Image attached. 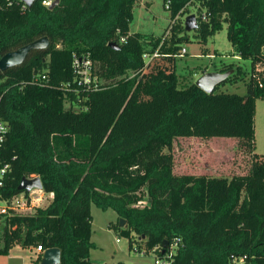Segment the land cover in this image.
<instances>
[{
  "label": "trees",
  "instance_id": "obj_1",
  "mask_svg": "<svg viewBox=\"0 0 264 264\" xmlns=\"http://www.w3.org/2000/svg\"><path fill=\"white\" fill-rule=\"evenodd\" d=\"M162 1L169 3L172 22L146 49L145 35L129 28L137 0H60L53 9L38 0L28 8L19 0H0V57L41 37L49 41L46 48L31 50L21 64L0 70V119L9 126L0 147V164L10 165L6 193H19L22 177L34 174L44 192L52 194L32 214L0 215L1 254L15 244L40 245L59 248V264H106L89 259L95 247L94 203L126 221L120 234L129 239L130 250L136 235L147 250L167 241L164 252L156 251L161 257L177 241L170 264H234L240 258L242 264H264V154L255 152L253 129L255 101L264 100V0ZM195 1L198 27L192 36L202 54H207L208 38L226 23L235 55L250 61L248 74L234 63L217 69L233 70L219 85L242 80L246 87L248 129L238 144L248 155V167L230 177L173 171V114L191 112L195 100L213 95L218 86L212 93L194 82L179 87L175 68L167 75L158 71L142 89L163 98L159 118L141 130L103 132L94 128L91 109L97 90L79 82L73 65L74 58L90 60L100 89L121 86L135 76L144 80L147 68L163 56L146 63L145 51L152 53L167 37L165 52L174 59L182 44L191 41L183 17ZM111 42L117 47H110ZM129 72L134 75L128 77ZM42 73L46 80H40ZM140 200L144 203L137 205ZM40 259L38 253L29 264Z\"/></svg>",
  "mask_w": 264,
  "mask_h": 264
},
{
  "label": "rangeland",
  "instance_id": "obj_2",
  "mask_svg": "<svg viewBox=\"0 0 264 264\" xmlns=\"http://www.w3.org/2000/svg\"><path fill=\"white\" fill-rule=\"evenodd\" d=\"M197 1L189 6V14L196 15ZM185 16L183 17L184 21ZM172 20L170 12L165 9L162 0H137L133 8V20L129 28L132 32H140L143 47L149 49L153 41L167 33ZM191 41L182 44L186 53L176 58H170L167 37L161 38L156 50L163 55L151 64L144 80L132 77L129 72L127 81L121 86L98 89L91 101L94 128L99 131L111 130H141L151 126L165 109L164 100L160 95H147L143 92L142 83L150 80L158 71L167 75L175 68L178 76V86L185 87L202 75V71L217 70L227 63L240 65L248 74L250 61L235 56L234 48L227 39V24L210 36L204 47L207 54H202V46L192 36ZM167 55V56H166ZM138 79L140 81H138ZM246 91L242 80L236 83L218 85L213 95L199 98L191 105V112L176 111L171 119L170 131L174 136L172 154L174 156L173 171L175 174H205L209 176L230 177L233 174L245 172L248 167V155L239 147V139L248 129L247 105L243 99ZM234 94L238 97L223 96ZM71 102L66 101V106ZM75 103V102H74ZM77 107V104H73ZM241 119L236 126L233 121ZM255 136V152L264 154V100L255 101L253 118ZM37 193V191L35 192ZM50 201L45 195L41 205L44 207ZM92 216L91 240L95 247L90 250V259L115 264H156V252L129 249L128 238L120 234L118 217L112 209L102 210L91 203ZM2 221H0V227ZM118 239V241L116 240ZM133 239L138 246L145 247L144 240ZM9 254L18 262H28L35 257V248H22L15 244ZM5 257L0 253V258Z\"/></svg>",
  "mask_w": 264,
  "mask_h": 264
},
{
  "label": "built area",
  "instance_id": "obj_3",
  "mask_svg": "<svg viewBox=\"0 0 264 264\" xmlns=\"http://www.w3.org/2000/svg\"><path fill=\"white\" fill-rule=\"evenodd\" d=\"M20 1V0H19ZM36 1V0H35ZM40 4L46 8H49L55 0H38ZM22 7L28 8L23 2ZM165 9L169 8V3L167 2L164 5ZM204 18V16H203ZM120 41H124V38H121ZM185 53V48L182 47L180 50V53L175 55L182 56ZM157 51H153L152 53L144 52L142 54V57L144 61L147 63L152 57L158 56ZM73 65L75 68H77V72L80 74L81 80L79 82L86 83L88 87L92 83L93 87L92 89L98 90V83L99 80L96 76H91V61L88 59H77L74 58ZM47 75L45 73H42L40 76V80H46ZM9 126L8 124L0 119V147L4 143L5 138L7 136ZM10 170L9 163L0 164V215H10V214H17V215H27L32 214L36 210L37 207H40V202L44 201L45 195H48L50 197V200L52 198L51 193L44 192L43 188H31L29 191L22 190L19 193L13 194V195H7L6 193V179L8 172ZM27 177V176H26ZM38 176H35L34 174H31L27 178L32 179ZM37 191V193H35ZM49 203V202H48ZM144 203L143 200L138 201L137 205H142ZM41 207H43L41 205ZM118 241V239H116ZM177 245V241H175L173 244H171V247L167 254H165L163 257L159 256L156 252L159 249H162V247H154L152 250H147L146 247H138L135 242L132 243V249L139 251L140 254H146L148 251H154L156 252L155 257V263L156 264H170L169 257L174 253V249ZM44 249L39 245L35 248V252L39 253L40 255ZM243 258H240L238 261L234 260V264H242Z\"/></svg>",
  "mask_w": 264,
  "mask_h": 264
},
{
  "label": "water",
  "instance_id": "obj_4",
  "mask_svg": "<svg viewBox=\"0 0 264 264\" xmlns=\"http://www.w3.org/2000/svg\"><path fill=\"white\" fill-rule=\"evenodd\" d=\"M23 2L27 7L32 6L35 0H20ZM60 0H55V2L48 8L53 9ZM184 27L186 31H192L198 27L197 17L195 14H188L184 18ZM49 41L47 37H41L36 39L22 47H19L16 50L10 51L3 56L0 57V70L4 71L10 67L17 66L21 64L25 58L27 57L28 53L33 49H44L48 46ZM110 47H117L115 42L109 43ZM264 52V46H263ZM233 73V70H227L224 72L220 71H207L202 73L196 80L195 85L202 89L206 93H212L216 86H218L221 82H224L228 76ZM42 188V183L39 177H35L29 179L27 177H22L18 184V190L22 191H29L31 188ZM119 226L124 227L126 226V221L122 218L118 219ZM168 247V242L163 241L162 243V252L166 250ZM40 263L39 264H59L60 263V249L59 248H48L45 249L42 254L40 255Z\"/></svg>",
  "mask_w": 264,
  "mask_h": 264
},
{
  "label": "crops",
  "instance_id": "obj_5",
  "mask_svg": "<svg viewBox=\"0 0 264 264\" xmlns=\"http://www.w3.org/2000/svg\"><path fill=\"white\" fill-rule=\"evenodd\" d=\"M159 50H160V48H159ZM159 50H156L155 49V51H159ZM185 53H186V50H185ZM236 56V55H235ZM238 57V56H237ZM205 70V69H204ZM207 71H211V70H205V72H207ZM212 71H217V70H212ZM201 73H204V72H201ZM92 241V240H91ZM37 254L38 253H36L35 252V257H34V259L36 258V256H37ZM89 259H90V254H89ZM91 260V259H90ZM91 261H94V260H91ZM94 262H99V261H94ZM0 264H29L28 262H26V263H24L23 261L22 262H18V261H16L15 259H14V257H12L10 254H9V252H8V254H6L5 255V257H3V258H0Z\"/></svg>",
  "mask_w": 264,
  "mask_h": 264
}]
</instances>
